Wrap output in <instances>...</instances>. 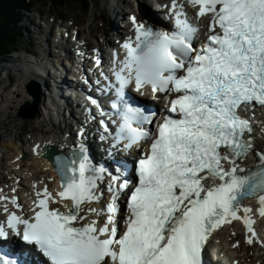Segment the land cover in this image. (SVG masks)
<instances>
[{"label": "snow or ice", "instance_id": "obj_1", "mask_svg": "<svg viewBox=\"0 0 264 264\" xmlns=\"http://www.w3.org/2000/svg\"><path fill=\"white\" fill-rule=\"evenodd\" d=\"M190 3L198 6L199 17H210L206 41L194 46L199 28L183 11L175 13L171 32L153 30L133 16L138 42L123 46L128 55L115 72L118 86L110 85L118 98L112 108L121 117L115 140L126 142L127 149L149 145L137 162L123 233L116 217L129 183L97 168L83 145L57 161L63 188L58 195L71 202L70 208H50L59 201L45 188L37 193L43 198L36 202L33 219L16 212L8 215L7 229L35 245L50 264H203L209 235L239 218L241 207L251 212L243 204L245 198L257 197L264 216V152L257 153L260 164L255 169L237 163L254 148L255 120L247 113L264 108V0ZM132 84L137 91L150 86L154 92L177 94L162 122L155 123L152 114L124 99ZM104 173L113 181L108 186L113 203L107 205L106 215L82 208L101 199L97 182ZM82 211L105 219L89 221ZM245 222L254 236V221ZM7 237L0 224V239ZM0 264L17 260L0 255Z\"/></svg>", "mask_w": 264, "mask_h": 264}, {"label": "bare ground", "instance_id": "obj_2", "mask_svg": "<svg viewBox=\"0 0 264 264\" xmlns=\"http://www.w3.org/2000/svg\"><path fill=\"white\" fill-rule=\"evenodd\" d=\"M127 1V0H126ZM119 2V1H118ZM137 3V2H136ZM139 3L136 4L138 6ZM153 10V7H151ZM155 11V9H154ZM115 13H118L119 15H122L125 13L123 11V8L121 4L117 3V6H115ZM103 15H107V7H104V12ZM111 16V15H110ZM97 17V16H96ZM94 17V20L97 19ZM109 17V13L108 16ZM29 35V34H28ZM89 40L91 38V43H95L94 47H96L97 44L101 43L97 38H95V35H93L89 31ZM46 48L42 47V51L44 52ZM35 56L32 58H26V62H22L20 66L18 64H15L14 67L11 68L10 76L15 80L13 83L14 88H10L9 91L3 95H0V112H2L4 115H7L8 118H11V115L14 111L18 110V108L22 105L25 104L28 101H32V96L27 93L26 91V85L28 82L31 80H36L38 81L42 86H43V81L42 79L38 76L37 73V63L34 61ZM37 61H41L44 59L42 55L36 56ZM3 64V63H2ZM21 66L24 71H21ZM16 72L17 74L20 73V76L17 78L13 75V73ZM44 89V96L41 100L40 107H39V113L38 115L34 118L35 120L38 121H43L46 122L47 124L52 127V130L47 132L46 130L40 128L41 130H36L33 129L32 131H29L26 134V137H20L18 141H14V139L9 138L8 141H4L2 139V136L0 135V153L3 155V159L5 160V169L8 171V175L10 177V181L13 184L15 183V180L19 177L24 179V173L21 170V168L24 166L23 161H15V159L19 156L21 153H27L28 157L25 160L26 164L29 165L27 169V174H30V178L28 181L31 179H34V181H38L39 179L43 178H48V169L46 165L43 163V160L40 159L38 156L33 155L32 150L33 147L36 144H40L41 148L44 145L52 144L54 146H62V140H63V130L61 129V125L63 122L61 120V123L58 125V116H48L45 111H46V99H45V93L46 89ZM31 104V103H30ZM32 105V104H31ZM22 113V112H21ZM13 116V115H12ZM11 123H14L15 120L11 119ZM13 125V124H12ZM23 126H21L22 128ZM27 129V125L26 128ZM31 130V129H30ZM33 181V182H34ZM25 183V182H23ZM10 182L9 183H3L0 182V193H6L9 188ZM27 185V184H26Z\"/></svg>", "mask_w": 264, "mask_h": 264}, {"label": "rangeland", "instance_id": "obj_3", "mask_svg": "<svg viewBox=\"0 0 264 264\" xmlns=\"http://www.w3.org/2000/svg\"><path fill=\"white\" fill-rule=\"evenodd\" d=\"M106 1L109 0H92L91 7L85 9L83 8L86 4V2H81L79 0H68L67 2L62 4H57L55 1L52 0H34V9L40 8L42 10L49 11L50 14L58 15V16H72L75 17L78 21H83L84 25L91 26V28L94 30L97 28V24H100L102 22L105 23V25L112 23V17L109 18L103 15L104 7H106ZM113 0H110L112 2ZM121 1V0H120ZM128 1V0H127ZM114 2V1H113ZM117 3L119 4L118 0ZM122 4V1H121ZM133 4L128 1L123 3V10L126 9L127 6L130 7ZM145 6L148 5V1H145ZM97 16V17H96ZM94 17L97 22H95ZM108 20V21H107ZM23 24L26 26L25 30L29 31L33 29V26L29 23L28 20H24ZM11 27L14 28L13 22H11ZM90 28V29H91ZM90 31V30H89ZM18 32V31H17ZM32 35V34H31ZM38 46L43 47V44L41 41H36L34 47L30 45V43L27 41L25 44H20L21 48H18V50L21 49H38ZM31 57V56H28ZM17 75L16 72L13 73V75ZM8 73L5 74V72L1 71L0 69V95H3L9 91V89L13 86L14 80L11 76H7ZM19 76V75H17ZM17 76H15L17 78ZM8 90V91H7ZM14 111L11 115V118H7V115H4L2 112H0V135L2 136V139L4 141H8L9 138H19L20 137H26V134L29 131H32L33 129L41 130L40 128L46 130L47 132L52 130V127H50L49 124L46 122L38 121L35 119H27L24 117H19L18 114ZM13 115V116H12ZM14 119L15 122L11 123L10 120ZM13 124V125H12ZM27 125V129L26 128ZM21 126H23L21 128ZM31 129V130H30ZM20 135V137H19Z\"/></svg>", "mask_w": 264, "mask_h": 264}, {"label": "trees", "instance_id": "obj_4", "mask_svg": "<svg viewBox=\"0 0 264 264\" xmlns=\"http://www.w3.org/2000/svg\"><path fill=\"white\" fill-rule=\"evenodd\" d=\"M64 5L68 0H52ZM81 2V0H79ZM87 2L88 0H83ZM27 6L25 0H0V54H6L19 44L20 33L17 32V15L21 8ZM11 22L14 28L11 27Z\"/></svg>", "mask_w": 264, "mask_h": 264}, {"label": "water", "instance_id": "obj_5", "mask_svg": "<svg viewBox=\"0 0 264 264\" xmlns=\"http://www.w3.org/2000/svg\"><path fill=\"white\" fill-rule=\"evenodd\" d=\"M33 85H34L33 83L30 84V85L28 86V89H29V92L35 96V102H34V108H35V107L39 104V101H40V98H41V93L35 91V90L33 89ZM30 106H31V104H30L29 102H27V103L23 106L22 114H26L24 110H25L26 108L30 107ZM36 114H37V109H35L34 112H32V113H30V114H26V115H27L29 118H33V117L36 116Z\"/></svg>", "mask_w": 264, "mask_h": 264}]
</instances>
